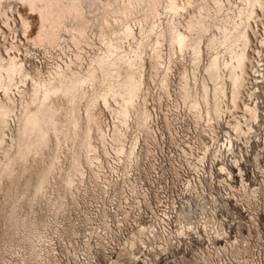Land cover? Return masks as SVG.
Here are the masks:
<instances>
[{"label":"rangeland","instance_id":"rangeland-1","mask_svg":"<svg viewBox=\"0 0 264 264\" xmlns=\"http://www.w3.org/2000/svg\"><path fill=\"white\" fill-rule=\"evenodd\" d=\"M55 1L59 0H47L51 5ZM167 1L156 0L151 8L133 10L134 14L132 11L127 18L133 34L128 36L120 32L110 15L106 13V17L95 4L91 3L95 7L92 8L90 1H82L78 8L86 28L85 39L79 40V43L68 36L74 33L75 18L59 14L55 41H35L24 35L20 28L22 0L0 1V57L16 56L18 62L23 63V70L29 74L25 73L21 79L14 78L8 90L9 99L12 98L10 101L14 103L7 126L2 131L4 142L0 139V168L2 161L6 160L4 150L7 148L12 152L14 149L16 113L28 98L33 79L47 78L60 68L84 74L96 55L133 56L136 49L139 59L135 60V64L140 69L144 84L138 91L140 94L135 96V102L145 105L152 117L149 116L151 122L148 120L150 128H147L152 130L150 135L147 129L138 127L137 114L133 108L130 109L128 125L118 124L125 142L124 153L118 154L110 136L113 125L118 122L117 113L112 111L116 102L109 97L106 105L97 99L93 111L100 117L101 124L104 123L106 151L93 136L96 159L86 163L84 152L78 149L77 138L62 141L58 159L44 181L43 190L32 196L37 172L47 165L51 156L54 145L51 137L38 154L28 155L23 162L13 164L8 174H1L0 264H264V147L259 143L262 137L256 138L248 133V136L252 135L248 140H252L246 143L238 139L233 152H225L224 147H220L224 151L221 157L217 152L212 154L213 144H210L203 157L202 170L197 171V157L204 147L202 144L196 147L198 140L194 138V123L206 127L208 124L204 116L199 115L198 119L197 115L189 114L193 112L179 93L184 78L190 87L199 88L200 83L211 87L206 69L215 53L225 83L228 81L227 69L229 61L233 60L231 53L224 44L210 46L207 37H220L222 25L230 28L231 32L235 31L232 24L238 19L243 0H191V3L181 0L186 5L178 0V8L183 6L177 13L167 9ZM200 2L204 6L202 16L210 29L200 36L201 52L195 58L190 47L179 50L170 44L168 24L173 23L180 32H188L186 22L197 14ZM151 23L154 30L150 29ZM248 33L252 38V32L249 30ZM108 40H115L117 52H109ZM110 54L108 59L113 57ZM165 75L168 87L163 92L161 81ZM88 82L83 83L84 95L78 102V114L82 119L85 117V99L92 95L95 86L94 81ZM0 87L2 99L4 96ZM243 100L240 107L232 109V113L223 114V117H230L229 124L237 134L233 122H241L235 115L238 109L248 114L245 119L256 120V115L253 118L244 109L245 106L253 108ZM57 101L61 106L58 112L61 119L66 102L60 97ZM241 116L244 118V115ZM247 128L250 130L252 126ZM91 132L95 133L93 127ZM222 136L223 133L218 132V140H222ZM202 139L208 138L202 135ZM127 149L133 151L128 154ZM238 149L244 159L233 163L229 158ZM72 152H79L78 164L82 171H73L72 180L67 185L64 175ZM221 165L222 168L219 167ZM159 224H169L171 228L161 233ZM130 226L127 232L125 228ZM143 231L147 232L148 238ZM132 232L139 235V239L135 240L144 239L145 242L144 245L134 244L130 251L129 247L126 250V246ZM120 238L124 239L118 245L121 248L117 249L115 246ZM145 247L146 252L142 251ZM132 255L139 256V260L132 261ZM143 257L147 261L143 262Z\"/></svg>","mask_w":264,"mask_h":264},{"label":"bare ground","instance_id":"bare-ground-1","mask_svg":"<svg viewBox=\"0 0 264 264\" xmlns=\"http://www.w3.org/2000/svg\"><path fill=\"white\" fill-rule=\"evenodd\" d=\"M82 1L86 3L90 1V5L91 3L95 4V6L101 9V11H103L105 15L106 13L108 14V16L110 15V17H112L113 20L117 23V26H119L118 28L120 29V32H122L123 35L128 36L131 34V29H132L128 25L129 23H127V18L130 15V13L136 9L141 10L143 8H151L154 5L156 0H123V1L118 0L119 2L116 0H59L57 2L55 1L56 3L52 5L50 2H47V0H22L23 4L21 6V9L18 8L20 9V12L18 11L20 15V26H21L20 28L25 33L24 35H27L32 40L37 41V40L44 39L48 43H51L56 37L55 31L58 29L56 22L60 20V19L58 20V18H60L59 14L66 15L70 18L73 17L76 19V24L73 27L74 33L68 36H70L71 40H73L74 42L79 43L80 42L79 40H83L84 38V35H85L84 30L86 28L85 19L84 20L82 19V17L80 16L81 13L79 12L81 11L79 10V8H80V4ZM190 1L191 0H186V2H190ZM216 1L217 0H215V2ZM263 1L264 0H243L242 2L243 5H241V7L238 10V16H237L238 19L236 22L232 24L233 25L232 29H235V31L231 32L230 28L226 27L225 25H222L220 29L221 30L220 37H216L214 35H208L207 37V42L210 46H214V44L216 43L224 44L226 45V47L229 49V52L231 53V58L233 60L229 61L227 74H226L228 81L226 83L223 77V73L219 69L218 58H217V55H215L216 53L212 55V57L209 59L207 63V69H206L208 78L212 82L211 87H209L205 83H200L199 88L194 85L190 87L191 85L188 84L187 82L188 80L186 81L185 78L183 82L181 80L182 84L180 86L179 93L181 94L183 101L187 104L189 110L193 112L189 114H192V116L194 117H196L195 115H197L198 119L200 118L199 115L204 116V119H206L205 121L208 124V127H206L204 125L199 126L198 124L194 123L195 125L194 132L196 131L194 133V136H195L194 138L198 140L196 147L200 146V144H202L204 147L202 153L198 154V157H197L200 162V163L199 162L196 163L197 171L202 170V165H204L203 157H205V151L207 149V146L209 148L210 144H213V146L211 147L212 154H215L217 152L218 154H220V157L222 154H224V151H222L220 147H227L225 148V152H230V151L233 152L234 143H236L238 139L247 143L252 140V139L248 140L252 135L255 136L256 138L261 136L262 139L259 141V143L261 144L262 148L264 147V109L261 107L262 109L259 112L260 104L255 102L253 98L249 101L246 100V103L253 109L248 108V106H245L244 109H246V111H249V113L251 114V117L255 118V115H256V120H253L251 118L249 120L245 119V116H248V114H243V112L240 109H238L235 115L238 116V119H240L241 122H239V120H236V122H233L234 129L238 132V134L231 128L229 124L230 117L228 115H226L227 117H223V114L225 112H228L229 114L232 113V109L237 108L240 105V103L244 102L242 97L243 95H245V93L246 95L254 93L252 92V88L255 86V83H253L252 81H249V79L252 76H255V74L256 75L259 74L262 79L264 77V74L262 72L264 71V69H251L252 66L250 67L249 52L251 50L250 48L253 49V47L251 43L252 42L251 36L249 37V33H248V31L250 30V33L252 32V36L255 35L256 30L254 29L253 24L257 25L256 22L258 21H256L255 17L256 16L259 17V14L263 12L262 11V9L264 8ZM183 3H181V5ZM179 5H180V2H179ZM179 5H178V0H168L166 7L168 10H170L173 13V12H176L178 9L180 10V8L183 6L182 5L180 8H178ZM184 5H186V3H184ZM93 7L94 6H92V8ZM203 8H204L203 3L200 2L198 5L197 14L190 17L189 20H187L186 23H187L188 32H180L178 29H176L173 23L168 24V28L170 31V34H169L170 36L168 37L169 38L168 40L170 41V44L176 46L177 49L179 50H181L184 47H190L192 49L191 52H193V55L195 58H197L198 54H200L199 52H201L200 51L201 48H199L200 36L204 32L210 29V28L208 29V24L204 21L205 17L202 16ZM181 12H183V9ZM132 13L134 14V11ZM102 17L104 18V16ZM112 18H110V20ZM117 26L115 25V28ZM112 27L114 29V25H112ZM55 28L57 29L55 30ZM150 29L154 30V24L151 23ZM102 34L104 35L103 32ZM113 34L114 33H112L111 35ZM60 37L61 36H59V38ZM157 42H158V38H157V41H155V44ZM107 43H108L107 44L108 50L109 52L112 53V51L115 50V47L117 44L115 43V40L114 41L108 40ZM115 52L117 51L115 50ZM109 54L110 53H108L106 57L103 56L105 54L94 56L90 60L88 69L86 73L84 74H81L80 72L76 70H71L70 68L69 69L60 68V69H56L53 72V74L47 78L37 77L36 79H33L30 90H29V96L21 104L20 110H18L19 112L16 113L17 114L16 115V126H15V134L13 138L14 139V149L12 152H10L7 148L6 150H4L6 151L5 152L6 160L2 161L3 165L0 168V176L1 174H4V173L8 174L13 168L12 167L13 164H15L16 162H23L28 157V155L30 156V154H34V153L38 154L40 151H42L41 149L44 146H47L46 144H48V141L50 140L51 137L53 138V142H54V145L51 151V156H50V159L47 165L40 168L39 171L37 172V180L33 184L32 196L36 195V193L41 192L43 190L44 181L46 180L47 176H49L51 169L52 168L54 169V166H55L54 161L58 159V153H59V149H60V145L62 141H68V140L72 141L75 138H77L78 139V149L79 150L82 149L81 151L84 152L83 154H85L86 163H90L93 158L96 159V151H95L96 144L93 141L94 139L93 136L100 141L99 143H102V146L104 147V151H106L104 141H103L105 137L104 129L102 128L103 126L102 124L104 123L101 124L102 121L100 120V117L94 114V111H93V106L97 99H101V102H103L106 105H107V100L109 97H111L116 102V107L114 106L115 108L114 109L112 108V111L117 113L118 122H117V125H113L112 132L110 131L111 132L110 136H111V139L113 140L112 142L116 145V148H115L116 153L118 154L124 153V146H123L125 143L124 137H123V134L120 133L121 129L119 128L118 124L125 127L128 121V117H129L128 115H129L130 109L133 108L137 114L136 123L139 128L147 129L150 126L148 124V120L150 121L152 117L150 116L147 108L142 103L137 104L135 102V96L137 95L138 91L141 89L142 83L144 84V82L142 81L143 79L141 77L140 69H138V67H136L137 65L135 64V60L139 59L136 49L133 50V56L125 55V54H118V55L116 54V56H113L114 54L113 55L110 54L113 57L108 59L107 57H109L108 56ZM2 57H0V84H1L0 86H2V90H3L2 92H3L4 97H2V99L0 98V139L2 138L3 128L7 126L6 124H7L8 116L10 115L12 111V103H14L10 101L12 100V98L9 99V96H8V90L9 88H11L10 84L14 82L13 80L16 77L21 79L23 78L22 76H24L25 73L29 75L28 71L25 72L23 70L24 67L21 65L22 62H18V59L15 58L16 56L14 57V55L12 56L6 55L5 58H2ZM141 61L139 60V62ZM247 63H248V67L246 66ZM246 67L247 68L250 67L252 71L249 73L250 70L246 69ZM162 73L164 72L162 71ZM20 81L22 82V80ZM86 81L87 82L94 81L95 86L92 91V95L86 97L85 99V102H84V112H85L84 116L85 117L84 119H82L80 118L78 114V102L80 101V98L84 95V91H83L84 84L83 83H86ZM161 82H162V84L160 83L161 89L164 92V90H166V87H168L166 85V75L163 77V80ZM246 83L247 85H245ZM91 84L93 85V83ZM91 84L90 86H92ZM248 84H249V87H248ZM245 86H246V90H245V93L243 94V89H245ZM16 92L18 93V91ZM59 97L62 98L66 102L64 115L62 116L61 119L58 117V112L61 110V106L59 105L57 101ZM241 115H244V118ZM149 116L151 118H149ZM202 116H201V119H202ZM240 123H243V124L240 125ZM249 125L252 126L250 130H248L247 128V126ZM78 127H79V131H78ZM92 127L95 130L94 134L91 132ZM124 127L123 128L121 127L123 129L122 131H124ZM244 130H246L245 133H244ZM151 131L148 130V132L151 133L150 135H152ZM220 131L223 133V136L221 137L222 140H218L219 137H217L218 132ZM241 133H244V134H241ZM248 133H252V135L248 136L249 135ZM202 135L204 136L206 135V137L209 140L208 139L203 140ZM1 140L3 141V139ZM130 148H133V147L131 146ZM127 150H128L127 152L128 154H130L133 151L132 149L130 150L127 149ZM240 153H241L240 149H238L237 153L236 154L233 153L231 158H229L230 161L233 163H236L244 159L243 155H241ZM71 154L72 155L70 159V164H69V167H67L65 171V175H64V180L66 184L72 180V175H74L73 171L75 172L77 171L76 173H78V171L79 172L82 171V169H80L81 167L78 164V160L80 158L78 157L79 152H72ZM125 156H127V154ZM127 162L129 163V161ZM219 167L222 168L223 166L221 165ZM23 168L24 167H22V169ZM228 173L229 171H227V174ZM73 179H74V176H73ZM134 235H133V238L129 236L128 241H127V243L129 244H127L126 250H128V247H130L131 249L132 247L131 245L133 241L135 240Z\"/></svg>","mask_w":264,"mask_h":264},{"label":"built area","instance_id":"built-area-1","mask_svg":"<svg viewBox=\"0 0 264 264\" xmlns=\"http://www.w3.org/2000/svg\"><path fill=\"white\" fill-rule=\"evenodd\" d=\"M262 11L263 12H261L260 14L257 13V14H259V17L258 16L255 17L256 21H258V22H256L257 25L253 24L254 29L256 30V32H255V35L252 36V38H251L252 39L251 43H252L253 49L250 48L251 50L249 52V54H250L249 55V57H250V67L252 66L251 69H264V8L262 9ZM250 67L247 68V69L250 70L249 73L252 71L250 69ZM262 72L264 74V71H262ZM249 81H252L253 83H255V86L252 88V92H254V93L246 95V93L244 92V89H243V93H245V95L242 98H244L245 100H248V101L253 98L255 102L260 104V108H259V112H260L262 108L264 109V77L262 79L259 74H257V75L255 74V76H252L249 79ZM246 85H247V83H246ZM248 87H249V84H248ZM225 148H227V147H224V150H225ZM192 227H194V226H192ZM130 228H131V226L129 228L126 227L125 229H127V232H128V230ZM133 228H134V226H133ZM139 228H141V227H139ZM158 228L161 231V233H165L167 230H169L171 228V226L169 224H159ZM157 232L160 234L159 231H157ZM134 234L135 233L132 232L130 237H133ZM144 235H145V238H148V234H147L146 231L144 232ZM134 238L135 239H139V235L135 234ZM123 239L124 238H120L119 242L116 243L115 248H117V249L121 248L118 245H120L119 243ZM144 242H145L144 239H142V240H134L132 245H131L132 246L131 249L133 248L134 244H138V243L143 244ZM140 247H143V246L140 245ZM131 249L129 247L130 251H131ZM142 251L146 252V247H145V249H142ZM141 256H143V255H141ZM138 257L139 256H137V255H132L131 259H132V261L136 260V259L139 260ZM143 258H144L143 262L147 261V260H145V257H143Z\"/></svg>","mask_w":264,"mask_h":264}]
</instances>
